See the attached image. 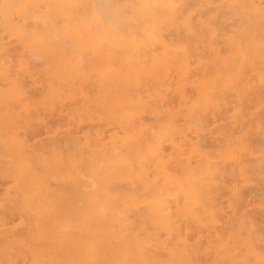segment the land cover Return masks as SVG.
<instances>
[{"label":"rangeland","instance_id":"obj_1","mask_svg":"<svg viewBox=\"0 0 264 264\" xmlns=\"http://www.w3.org/2000/svg\"><path fill=\"white\" fill-rule=\"evenodd\" d=\"M10 1L5 5L3 4V0H0V264H88L87 262L90 260L94 264H97V262L98 264H133V262H137L135 257H137L136 254L138 253H135L133 258H126L124 260L118 258L115 255L114 245H111L114 243L113 241H111V244L110 241L107 243L108 240L99 243L100 245L103 244L104 248H106L101 247L103 250H107L105 252L106 255L103 253L104 251H101L102 249L100 250V253L104 255L102 257L98 253L96 256L93 253L95 251L93 245L97 247V243L94 244V242H96V239L98 240V237H96L98 235H95V233H99V228L96 227L95 220L91 219L93 215L89 219V213L92 212L95 206L90 209L87 208L91 207L93 204L91 201L94 199H99V205L104 202H102L100 195L97 196V194L90 193L95 189L93 185L83 187L82 182H90L93 178L91 171L97 169L100 176L108 178L109 182L105 179L107 182L106 189H110V192L107 190V194H111L112 197H110L111 195L108 196L107 200L111 206L117 207L116 204L113 205L111 202V199L114 197L112 201L114 203L118 201L117 205L122 208L121 203L123 200L126 201L127 197L126 203L128 202V205L125 204L124 206V214L116 210H119L118 207L114 209L116 213H119V216L120 214L121 217L123 215L124 219L128 217L129 223L130 221L133 223H130L131 226H137L139 230L133 228L134 231L143 234L144 228L147 229L144 226V222L148 219L142 216L146 217L147 211V216L150 215L151 217L149 216L148 218L151 219L154 217L153 211L155 207L162 208L161 211L165 214L172 210L170 214H167L172 220L169 233H174L172 235H178L179 238L180 235L185 239L187 238V247L183 246L186 243H181L183 240H178L181 242H176L175 244L174 242L177 240L174 239L175 241H172L173 239H171V234L169 233V236L164 238L163 235L167 234H163L166 232V229H161L153 223H148V226L147 221L146 225L148 228L151 227L150 231L152 228L154 229L153 225L155 228H158V232L155 229L153 231L155 232L156 239L158 241L162 239L160 241L163 242L164 240L165 243V247H156L159 250H154L156 254L153 253L154 251H151L159 260L157 264H173L172 262L174 264H179V262L180 264H240L239 261L242 264H251L255 261V257L253 258V252L250 249H254V254L255 252L260 253L259 255L262 254L260 258L258 257V261L256 260V264H264V42L261 43L262 41L260 40L264 41V0H247L245 3L243 2L246 7L243 6V3L242 5L236 2L237 0H168L172 2L171 6L176 10L178 18L173 23L164 19L165 26L161 28V31L164 34V39L168 41V50L172 49L171 52H173V50L178 51L177 46L184 47L189 61L187 60V66H185L186 72L183 76L186 77L187 75V77L183 78V81H181L182 77L180 79L179 74H177L178 71L174 67H170V69L168 67V71L163 68L160 71L159 68L161 74L158 71L155 73L150 71L153 62H151L149 56L151 55V59L153 60L152 55L155 52H160L163 48H160L162 47L161 45H148L145 41L141 44L146 49H144L143 45L139 47V54L145 52V56L140 54L141 59L137 56V59H140L139 61L143 59L137 65L138 70L140 68L139 74L137 76L132 75L131 77L130 74H126L129 73L125 71L126 67L123 68V70L125 69L124 71L122 70L121 67L126 66V63L118 57L121 49L114 48L113 44L117 41L114 40L115 42L112 43L109 33H114L117 31L116 29L119 31L120 28L118 27L120 25L123 26V24L115 26L117 25L116 22H121L118 17L121 16V19L131 14L137 16L140 9L139 0H134L133 2L132 0ZM258 3L259 5L256 6ZM6 9L7 11H5ZM64 10H66L65 13H63ZM123 12H126V14ZM4 13L7 15L5 16ZM74 13H78L79 16L81 15L80 17L83 15L82 18L79 17L80 20L84 24L89 25V27L94 24L93 27L95 29L91 27L87 31V27L85 30L82 22L80 21L79 23V18ZM96 15L100 19L99 22L95 21L98 20L94 18ZM48 16L52 17L49 19ZM44 17L46 18L44 19ZM250 17L251 19H248ZM74 18L80 24V26H77L83 32L86 31V34L84 33L83 35L78 27L71 25L74 23ZM68 19L73 22H69L70 20L68 21ZM136 19L137 21L135 20L134 22H139V18ZM181 20H183V23L188 22L190 26L192 25L191 29L186 30L183 23L180 22ZM55 22H58V24ZM11 23L12 25H10ZM67 23L70 24L68 25ZM75 23L78 24L77 22ZM97 23H101V25H104L102 23H106L107 25H105L107 27L109 25L111 28H103L105 32L101 28L102 26L100 27ZM129 23H131L130 25H134L133 22ZM19 26H21V29ZM47 26L48 28L45 29ZM127 26L125 25V27ZM41 28L46 33L39 31ZM49 31L50 34H48ZM89 31H91V34ZM134 31H136V36L139 35L137 30ZM39 32L40 35L38 34ZM124 32V35H126L127 30ZM116 34L118 33L116 32ZM121 34L119 33V35ZM85 35L87 36L86 38ZM245 38H248L249 44ZM229 39L234 43L229 42ZM61 45H63L62 48L60 47ZM147 45L148 47H146ZM253 45L254 47L257 46L255 47L256 49ZM174 46L176 47L174 48ZM237 46L240 49L236 51L238 49L236 48ZM103 47H105L103 51H109L105 59L98 57L99 53H97V50ZM44 51H46L47 55ZM242 51L244 54L246 51V54H243L244 57L241 54ZM249 52L251 55H249ZM65 53L66 55H64ZM252 57L255 58L252 59ZM214 62L217 63L215 64ZM241 62L244 63L242 64ZM76 63L79 68L76 67ZM181 64L180 66L183 65ZM4 65L5 67H3ZM113 65L115 66L114 68L111 67ZM5 69L7 70L6 72ZM120 71L121 75L118 74L120 77L118 79L114 78L115 82L112 81V77ZM121 81L122 83H120ZM127 84L129 85L127 86ZM203 86L204 88H202ZM108 91H110V95H108ZM123 93L125 94L124 97L128 99L132 98L126 106L127 111L129 109L130 111L132 110V115L129 114V118L125 117V111H121L122 114L117 112V114L120 113L117 115L115 110H112L115 103H117L113 98L123 96ZM202 98L204 100L200 101ZM189 111L192 114H189ZM126 118L129 120L127 119L128 121H126ZM132 125L134 129H132ZM125 127L127 129L130 128L129 130L133 134L143 133V136L145 134L147 136V134L151 133L152 136H158L160 144L158 145L162 149L160 150V155L162 156L159 155L158 159L162 157L164 161L160 159V163H158L159 161L157 160L158 162H156V159H154L155 161L149 158L144 159V162L147 160V165L146 162L144 165L147 169H145V172L149 183L146 181L143 183L139 179L138 173L140 169L138 170L139 172H136L134 167L131 168L133 173L130 175L133 176L134 174L136 176L138 174L136 176L137 182L134 181L135 176H133L134 179L130 175L128 176L133 181L131 179H129L131 181L126 180L125 176L126 179L122 178L120 181L116 179L118 177L106 176L105 172H102L106 169L110 170L111 166L107 163L108 160L107 162L106 160L101 161L103 156L100 155L98 149L103 147V149L111 150L112 147L118 146L116 149L126 154V148H122L125 146L119 143L121 142L120 138L124 137L125 133L130 132L129 130L126 131ZM111 141L113 143L118 141L116 142L118 145H114L116 143L113 144ZM142 146H139V149ZM132 148L135 154L138 153L137 150L139 149H137L136 145ZM116 149L115 151L118 152ZM133 152L132 154L134 155ZM182 152H184L185 156H183ZM88 153L91 154L89 155ZM88 156L91 157L89 158ZM87 158L88 160L86 161ZM185 160L188 161L186 162ZM200 162L203 163L201 164ZM96 165L98 167H95ZM206 165L209 168L210 174L202 175ZM134 166L139 168L138 164ZM153 166H157L158 169ZM92 167L97 169H92ZM195 167L196 170L199 169L196 173L198 177L194 174L196 171H193ZM163 168H167L168 171L166 170V173L168 175L164 174L167 179L165 177L166 180L162 178V184L159 177L163 173ZM153 173L160 176L156 177ZM191 173L197 177L193 181V183L197 182L195 184L191 183V180H188V175ZM170 175H178L180 178L178 176L171 177ZM167 176L170 177L168 178ZM198 180L201 182H198ZM110 181L112 183L108 185ZM164 186V192H169L170 190L169 193L171 195H169L171 197L166 196L167 193L166 195H162L164 194ZM172 186L173 189L171 188ZM112 187L114 193L111 190ZM135 188L140 189L136 192L134 191ZM176 189H179L177 190L179 192ZM130 190L133 194H138L139 192L138 195L140 197L136 194L137 198L143 199L144 197L145 201L143 202L149 204V208L148 205L145 207L146 203L144 204L141 200H138L139 203L141 202L140 204L137 203V199L135 198L136 200H134L133 194L128 198L126 194L129 195ZM143 190L146 191L144 192ZM158 190H161L160 192L162 193L160 194ZM184 190L186 192L189 190V193H185ZM183 191L185 199H183ZM84 194H88L92 198ZM118 194L119 196H117ZM79 195L80 197L85 196L82 199L83 201L79 198ZM196 195L198 197L194 199ZM156 198L157 200H155ZM163 199L164 201H159ZM87 200L91 202V205L89 204L90 206L88 205V207L83 204ZM133 200L136 202V206L132 204L134 203ZM184 200L185 202L187 201V204L190 200H192L190 202H194L192 203V205L194 204L193 206L189 203V207H193L191 208L192 215L190 211H187L189 208H186L187 204L184 207L178 203L176 204L179 201H181V204H184ZM197 200L198 202L200 200V206L196 205L198 204ZM125 201L123 202L125 203ZM154 202L155 204H153ZM201 202L203 205H201ZM203 207L205 208L204 211L202 210ZM145 208H148V210ZM82 209L86 210V212L82 211ZM168 209L170 210L167 212ZM205 212H209V216H213L212 222L211 217L207 216L208 214ZM132 217H134L133 219L136 222L132 220ZM141 218L142 220L140 221ZM88 220H90V224L94 225L95 228L89 225ZM86 221L88 222L86 223ZM139 221L142 224H138L137 222ZM150 222H152V219ZM80 223L81 225H79ZM138 225L143 227L139 228ZM173 228L174 231L172 232ZM129 229L132 228L128 227L126 230ZM147 231L148 233L150 232L149 229ZM153 232L151 231L150 233L153 234ZM128 233L129 231L125 232L124 239H127ZM158 233L163 234L161 235L162 237L160 234L157 235ZM166 238H170V240ZM241 239H243V246H249L250 253H252V255L249 253L251 257L247 253L249 250L246 251L247 247H242V243H240ZM169 242H173V245L175 244L174 247H177L176 252H174L175 249L171 247L173 245ZM221 242L223 245L219 244ZM87 243L91 245V248H89L90 246ZM177 243L184 250L186 249V252H189L188 257L184 256L186 253L182 252L183 255L180 254L183 248L179 247L181 250L178 249L179 245ZM83 244L85 245L83 246ZM107 245H111L109 248H112V250L114 248V251H109ZM221 245L223 249H221L222 247H217ZM150 249L153 250L154 248L150 247ZM168 249H170V252ZM171 249L177 255L176 259L178 262H175V257H172L174 261H170L168 255L172 252ZM160 251H164V253ZM222 251L227 252L228 256L225 253L222 254ZM173 252L171 256L174 255ZM85 254H88V257ZM215 255L216 257L218 255V257L216 258ZM105 256L108 257V259L106 257L107 260H104ZM146 256L148 257L146 258L147 261L150 256L145 255L143 258L145 259ZM240 256L241 258L238 259L237 257ZM183 257L187 258L188 262ZM210 257L212 258L210 259ZM143 258L141 259L143 260ZM102 259L105 263H102ZM247 259L250 260L248 261ZM146 261L144 264H147ZM150 262L152 263V261ZM137 263L141 264L142 262L138 261Z\"/></svg>","mask_w":264,"mask_h":264},{"label":"bare ground","instance_id":"obj_2","mask_svg":"<svg viewBox=\"0 0 264 264\" xmlns=\"http://www.w3.org/2000/svg\"><path fill=\"white\" fill-rule=\"evenodd\" d=\"M10 0H3V4H5V5H7V3L9 2ZM41 1V0H40ZM45 1V0H44ZM48 1V0H47ZM72 1V0H71ZM82 1V0H81ZM102 1V0H101ZM134 0H132V2H133ZM170 1V0H169ZM168 0H139V10H138V14H137V16H135V14L133 15V14H131V15H128V16H124V17H122L121 19H120V17H118L119 18V21H121V22H126L125 23V25H128L127 27H125V25H124V23H121V22H116V24L117 25H115L116 27L117 26H119L120 24H123V26L122 25H120V27H118V28H120L119 29V31H118V29H116L117 31H115L113 34L112 33H109V35H111L110 36V40H111V42L113 43V42H115L114 40H116L117 42H115L114 44H113V46H114V48L116 47V48H118V49H121V53L118 55V57L119 58H121L125 63H126V66H122L121 68H122V70H123V68L124 67H126V72H129V73H126V74H130L131 75V77H132V75H134V76H137L139 73V71H140V68H139V70H138V68H137V65H138V62H141V61H139L141 58H140V54L142 55H144L145 56V52H143V53H140L139 54V47H140V45H141V47H142V45L143 44H141L142 42H144L145 41V43H147L148 45H153V44H155L154 46H156V45H161L162 47H160V48H163V49H161V51L160 52H155V54L153 53L154 52V50L152 49V48H150V49H152L153 50V54L154 55H152V58H153V60L151 59V55L149 56L150 57V60H151V62H153V64H152V67L150 68V71L152 72V73H155L156 71H158L159 72V68H160V71H161V69L163 68V69H165L166 71H168V67H169V69H170V67H174L175 68V70H177L176 72H177V74H179V76H180V79H181V77H182V80L181 81H183V78H186L187 77V75H186V77H183L184 75H185V72H186V69H185V66H187L186 65V63H187V60L189 61V59H187L188 57L186 56V54H185V50H184V47H182V46H177V49H178V51L176 50H173V52H171V50H168L167 49V47H168V41H166L165 39H164V34L162 33V31H161V28H163V26H165L164 25V19H166V20H169V21H171V23H173V22H175V20H176V18H178L177 17V13H176V10L171 6L172 5V2H169ZM172 1V0H171ZM236 1V0H235ZM247 0H240V1H236V2H238L239 4H242L243 2L245 3ZM249 1V0H248ZM11 2V1H10ZM13 2H14V0H13ZM42 2V1H41ZM46 2V1H45ZM59 2V1H58ZM254 2V1H253ZM16 3V2H15ZM15 3H14V5H15ZM38 3H39V1H38ZM64 3H65V1H64ZM231 3V2H230ZM229 3V4H230ZM243 3V4H244ZM251 3H252V1H251ZM250 3V4H251ZM11 4V3H10ZM48 5H50L49 3H47ZM46 4V5H47ZM83 4V3H82ZM89 4V3H88ZM87 4V5H88ZM134 4V3H133ZM137 4V5H138ZM197 4V3H196ZM242 4V5H243ZM247 4H249V3H247ZM246 4V5H247ZM255 4V3H254ZM253 4V5H254ZM13 5V4H12ZM13 5V6H14ZM126 5V4H125ZM259 5V3L256 5V6H258ZM11 6V5H10ZM45 6V5H44ZM51 6V5H50ZM96 6V5H95ZM136 6V5H135ZM244 7H246L245 6V4L243 5ZM3 7H5V6H3ZM126 7H127V5H126ZM243 7V8H244ZM250 7H251V5H250ZM22 8V7H21ZM58 8V7H57ZM96 8V7H95ZM256 8V7H255ZM254 8V9H255ZM264 8V7H263ZM4 9V8H3ZM23 9V8H22ZM93 9V8H92ZM123 9H125V8H123ZM128 9V8H127ZM258 9H259V7H258ZM12 10V9H11ZM19 10V9H18ZM46 10H48L47 8H46ZM122 10V9H121ZM132 10V9H131ZM228 10V9H227ZM242 10V9H241ZM5 11H7V9L5 10ZM31 11H33V10H31ZM49 11V10H48ZM51 11V10H50ZM65 11L66 10H64L63 11V13H65ZM76 11V10H75ZM249 11H251V10H249ZM16 12V11H15ZM44 12V11H43ZM59 12H61V11H59ZM69 12V11H68ZM117 12V11H116ZM221 12V11H220ZM247 12V11H246ZM7 13V12H6ZM13 13V12H12ZM31 13V12H30ZM42 13V12H41ZM72 13V12H71ZM91 13H93V12H91ZM124 13V12H123ZM127 13H128V10H127ZM5 14V13H4ZM47 14H48V12H47ZM50 14V13H49ZM61 14V13H60ZM66 14H68L67 12H66ZM73 14V13H72ZM75 14V13H74ZM76 14H78V13H76ZM75 14V16L77 17V18H79L80 16H79V14L78 15H76ZM81 14V13H80ZM88 14H90V13H88ZM117 14V13H116ZM121 14V13H120ZM124 14H126V12L124 13ZM7 14H5V16H6ZM11 15V14H10ZM50 15H52V14H50ZM70 15V14H69ZM115 15V14H114ZM122 15V14H121ZM242 15H243V13H242ZM257 15V14H256ZM256 15H254V16H256ZM20 16V15H19ZM19 16H18V18H19ZM32 16V15H31ZM46 16V15H45ZM56 16V15H55ZM116 16V15H115ZM196 16V15H195ZM245 16V15H244ZM49 17V16H48ZM52 16H50L49 17V19L51 18ZM54 17V16H53ZM73 17H74V15H73ZM75 17V18H76ZM82 17H83V15H82ZM82 17H80V18H82ZM86 17H87V15H86ZM91 17V16H90ZM98 17V15H96V17H94V18H97ZM42 18V17H41ZM46 17H44V19H45ZM75 18H74V23L75 22H77L78 23V21H79V23H80V18H79V20L78 21H76L75 20ZM123 18H124V20H123ZM136 18H139V22H134L135 20L137 21V19ZM256 18V17H255ZM22 19V18H21ZM55 19V18H54ZM53 19V20H54ZM98 19V18H97ZM216 19H217V17H216ZM248 19H251V17L250 18H248ZM41 20H43V19H41ZM70 19H68V21H69ZM84 20H85V17H84ZM87 20H88V18H87ZM93 20V19H92ZM91 20V21H92ZM99 20L100 19H98V20H95L96 22L98 21L99 22ZM116 21H118L117 19H115ZM123 20V21H122ZM243 20H244V18H243ZM246 20V19H245ZM18 21V20H17ZM61 21V20H60ZM73 21H69V22H73ZM86 21V20H85ZM89 21V20H88ZM102 21V20H101ZM251 21V20H250ZM49 22V21H48ZM82 22V24H83V27L85 28V30H86V28H87V31L88 30H90L89 28H91V27H93V25L91 26V27H89V25H87V24H84L83 23V21H81ZM103 22H105L104 20H103ZM129 22H133L134 23V25H130L131 23H129ZM181 23H183V20H181L180 21ZM249 22V21H248ZM260 22V21H259ZM259 22H258V24H259ZM43 23H45V22H43ZM52 23V22H51ZM55 23H57L58 24V22H55ZM61 23V22H60ZM66 23V22H65ZM65 23H63V24H65ZM74 23H72L71 25H73V26H75V27H78V26H80V24L78 23V24H74ZM89 23V22H88ZM92 23H93V21H92ZM129 23V24H128ZM214 23H215V21H214ZM8 24V23H7ZM47 24V23H46ZM45 24V25H46ZM53 24V23H52ZM68 24V23H67ZM66 24V26L68 27V25L70 24H68L67 25ZM81 24V25H82ZM98 25H100V27L103 29V28H106L107 26V24L106 23H102V24H106L105 25V27H104V25H101V23L99 24V23H97ZM109 24V23H108ZM177 24V23H176ZM240 24H243V23H240ZM10 25H12V23L10 24ZM42 25V24H41ZM49 25V24H48ZM78 25V26H77ZM65 26V25H64ZM113 26V25H112ZM183 26L186 28V30H190L191 29V26H190V24L188 23V22H184L183 23ZM239 26V25H238ZM243 26V25H242ZM251 26V25H250ZM258 26V25H257ZM20 27V29H21V26H19ZM18 27V28H19ZM23 27V26H22ZM58 27H59V25H58ZM60 27H61V25H60ZM66 27V28H67ZM110 26L108 25V27H107V29L109 28ZM114 27V26H113ZM112 27V28H113ZM135 27V28H134ZM248 27V26H247ZM253 27V26H252ZM46 28H48V26L47 27H45V29ZM54 28V27H53ZM79 28V27H78ZM94 28V27H93ZM111 28V27H110ZM123 28V29H122ZM127 28V29H126ZM133 28V29H132ZM241 28V27H240ZM256 28V27H255ZM258 28V27H257ZM6 29V28H5ZM16 29H17V27H16ZM42 29V28H41ZM39 30V31H44L45 33H46V31L44 30V29H42V30ZM57 29V28H56ZM69 29V28H68ZM77 29V28H76ZM95 29V28H94ZM114 29H115V27H114ZM127 30V32H126V35H124V31L125 30ZM210 29V28H209ZM249 29V28H248ZM11 30V29H10ZM27 30V29H26ZM60 30V29H59ZM78 30V29H77ZM76 30V31H77ZM81 29L79 28V31H80ZM84 30V29H83ZM104 30V29H103ZM134 30H137V32H138V34L140 35H137L136 36V31H134ZM23 31V30H22ZM33 31V30H32ZM50 31H51V29H50ZM50 31H49V33L48 34H50ZM53 31H54V29H53ZM58 31V30H57ZM66 31H67V29H66ZM79 31H77V32H79ZM82 31V30H81ZM93 32H94V30H92ZM105 31V30H104ZM108 31V30H107ZM123 31V32H122ZM212 31V30H211ZM255 31V30H254ZM24 32H26V31H24ZM29 32V31H28ZM86 32V31H85ZM85 32H81L83 35H84V33ZM106 32V31H105ZM109 32V31H108ZM116 32L118 33V34H116ZM121 32H122V34H123V36H121L122 34H121ZM253 32V31H252ZM257 32V31H256ZM22 34H23V32H21ZM41 33H43V32H41ZM55 33V32H54ZM67 33V32H66ZM80 33V32H79ZM89 33L91 34V31H89ZM119 33L121 34V35H119ZM166 33V32H165ZM213 33V32H212ZM18 34V33H17ZM16 34V35H17ZM22 34H20V35H22ZM29 34V33H28ZM39 35H40V32L38 33ZM44 34V33H43ZM42 34V35H43ZM61 34V33H60ZM71 34V33H70ZM86 34V33H85ZM89 34V35H90ZM30 35H31V33H30ZM52 36H55L54 34H51ZM69 35V34H68ZM79 35H81V34H79ZM105 35H107V34H105ZM166 35V34H165ZM239 35H240V33H239ZM260 35V34H259ZM263 35V34H262ZM33 36V35H32ZM74 36V35H73ZM93 36H95L94 34H93ZM104 36V35H103ZM108 36V35H107ZM241 36V35H240ZM264 36V35H263ZM24 37H26V36H24ZM23 37V38H24ZM28 37V36H27ZM42 37V36H41ZM87 36L85 35V38H86ZM90 37H92L91 35H90ZM138 37V38H137ZM32 38V37H31ZM88 38H89V36H88ZM101 38V37H100ZM109 38V37H108ZM236 38V37H235ZM56 39V38H55ZM244 39V38H243ZM246 40L248 39V38H245ZM250 39V38H249ZM260 39V38H259ZM264 39V38H263ZM44 40V39H43ZM54 40V39H53ZM88 40V39H87ZM90 40H92L91 38H90ZM226 40V39H225ZM231 39H229V42H233V41H230ZM237 40V39H236ZM246 40H245V42H246ZM262 42L261 43H263L264 41L262 40V39H260ZM56 41V40H55ZM89 41V40H88ZM104 41V40H103ZM85 42V41H84ZM243 42V41H242ZM241 42V43H242ZM254 42V41H253ZM108 43V42H107ZM234 43V42H233ZM247 43H248V40H247ZM250 43V42H249ZM248 43V44H249ZM260 43V44H261ZM44 44V43H43ZM42 44V45H43ZM58 44H60V43H58ZM99 44V43H98ZM199 44V43H198ZM57 45V44H56ZM146 45V44H145ZM148 45L146 46V47H148ZM231 45V44H230ZM232 45H234V44H232ZM239 45H240V43H239ZM58 46V45H57ZM62 46L63 45H61L60 47L62 48ZM107 46H108V44H107ZM118 46V47H117ZM170 46V45H169ZM171 46H173V45H171ZM263 46H264V44H263ZM47 47V46H46ZM59 47V48H60ZM101 47V46H100ZM143 47H144V45H143ZM151 47V46H150ZM158 47V46H157ZM176 46H174V48H175ZM235 47V46H234ZM250 47V46H249ZM253 47H254V45H253ZM255 47H257V46H255ZM254 47V48H255ZM89 48V47H88ZM87 48V49H88ZM109 48V47H108ZM170 48H173V47H170ZM173 48V49H174ZM183 48V49H182ZM236 48H238V49H236V51L237 50H239L240 48L237 46ZM47 49V48H46ZM65 49V48H64ZM74 49V48H73ZM77 49H79V48H77ZM82 49V48H81ZM83 49H85V48H83ZM103 49H105V47H103L102 49L100 48L99 50H97V53H99V56L98 57H100V58H102L103 57V59H105V57H107L108 56V52L109 51H103ZM112 49V48H111ZM144 49H146L145 47H144ZM156 49V48H155ZM256 49V48H255ZM61 50V49H60ZM245 50H247V49H245ZM248 50H249V48H248ZM247 50V51H248ZM34 51V50H33ZM63 51H65V50H63ZM151 51V50H150ZM45 53H46V51H44ZM138 52V53H137ZM256 53H257V51H255ZM35 53V52H34ZM44 53V54H45ZM61 53V52H60ZM62 53H64V52H62ZM135 53H137V54H139V55H137V54H135ZM238 53V52H237ZM239 53H240V51H239ZM238 53V54H239ZM112 54H114V53H112ZM194 54V53H193ZM218 54V53H217ZM226 54H227V52H226ZM242 56H243V51H242ZM240 54V55H241ZM245 54H246V51H245ZM244 54V55H245ZM248 54V53H247ZM46 55H47V53H46ZM64 55H66V53L64 54ZM133 55H135V56H133ZM142 55V56H143ZM192 55V54H191ZM249 55H251L250 54V52H249ZM256 55H258V54H256ZM52 56V55H51ZM137 56H139L138 58H140L139 60L137 59ZM199 56V55H198ZM197 56V57H198ZM226 56V55H225ZM224 56V57H225ZM230 56V55H229ZM248 56V55H247ZM41 57V56H40ZM47 57V56H46ZM149 57H148V60H149ZM219 57V56H218ZM239 57V56H238ZM244 57V56H243ZM258 57V56H257ZM143 58V57H142ZM221 58V57H220ZM246 58V57H245ZM244 58V59H245ZM253 58H255V57H252V59ZM117 59V58H116ZM252 59H250V60H252ZM69 60H70V58H69ZM93 60H94V58H93ZM118 60V59H117ZM225 60H226V57H225ZM230 60V59H229ZM238 60V59H237ZM256 60V59H255ZM259 60V59H258ZM65 61V60H64ZM91 61V60H90ZM104 61V60H103ZM201 61V60H200ZM241 61V60H240ZM254 61V60H253ZM257 61V60H256ZM260 61V60H259ZM192 62V61H191ZM221 62V61H220ZM226 62V61H225ZM91 63V62H90ZM93 63V62H92ZM180 63H182L181 65L182 66H180ZM215 63V62H214ZM217 63V62H216ZM215 63V64H216ZM227 63V62H226ZM230 63V62H229ZM239 63V62H238ZM242 63V62H241ZM244 63V62H243ZM242 63V64H243ZM260 63H261V61H260ZM263 63V62H262ZM58 64V63H57ZM56 64V65H57ZM98 64V63H97ZM112 64V63H111ZM191 64V63H190ZM210 64V63H209ZM225 64V63H224ZM228 64V63H227ZM256 64V63H255ZM258 64V63H257ZM3 65V64H2ZM70 65H72L71 63H70ZM93 65V64H92ZM95 65V64H94ZM124 65V64H123ZM147 65V64H146ZM205 65V64H204ZM241 65V64H240ZM184 66V67H183ZM221 66H222V64H221ZM256 66V65H255ZM1 67V66H0ZM3 67H5V65L3 66ZM2 67V68H3ZM76 67H78L77 66V63H76ZM111 67H115L114 65L113 66H111ZM199 67V66H198ZM206 67V66H205ZM219 67V66H218ZM260 67V66H259ZM79 68V67H78ZM98 68V67H97ZM107 68V67H106ZM200 68V67H199ZM220 68V67H219ZM225 68V67H224ZM224 68H223V71H224ZM262 68V67H261ZM52 69V68H51ZM76 69V68H75ZM99 69H100V67H99ZM120 69V68H119ZM206 69V68H205ZM209 69V68H208ZM242 69V68H241ZM9 70V69H8ZM62 70V69H61ZM88 70V69H87ZM97 70V69H96ZM111 70H113L112 68H111ZM121 70V69H120ZM123 70V71H124ZM172 70H173V68H172ZM171 70V71H172ZM2 71V70H1ZM7 70L5 69V72H6ZM76 71V70H75ZM82 71V70H81ZM115 71V70H114ZM164 71V70H163ZM203 71V70H202ZM217 71H218V68H217ZM241 71V70H240ZM4 72V71H3ZM10 72V71H9ZM97 72V71H96ZM98 72H100V71H98ZM157 72V73H158ZM214 72V71H213ZM216 72V71H215ZM160 73V72H159ZM206 73H207V71H206ZM8 74V73H7ZM55 74V73H54ZM107 74V73H106ZM112 74H113V72H112ZM118 74H120L121 75V71L119 72V73H117V75H115L114 77H112L113 79H112V81H116V80H114V78L115 79H118L119 77H120V75H118ZM161 74V73H160ZM164 74V73H163ZM170 74V73H169ZM168 74V75H169ZM205 74V73H204ZM209 74V73H208ZM83 75V74H82ZM101 75V74H100ZM130 75H128V76H130ZM159 75V74H158ZM220 75V74H219ZM222 75V74H221ZM99 76V75H98ZM2 77V76H1ZM49 77V76H48ZM174 77V76H173ZM178 77V76H177ZM4 78V77H3ZM6 78V77H5ZM1 79V78H0ZM7 79V78H6ZM65 79V78H64ZM78 79V78H77ZM128 79V78H127ZM163 79V78H162ZM261 79V78H260ZM259 79V80H260ZM4 80V79H3ZM58 80H60V79H58ZM72 80V79H71ZM121 80V79H120ZM129 80V79H128ZM164 80V79H163ZM62 81H63V79H62ZM110 81V80H109ZM123 81V80H122ZM122 81L120 82V83H122ZM159 81V80H158ZM172 81V80H171ZM180 81V80H179ZM189 81V80H188ZM203 81V80H202ZM205 81V80H204ZM240 81V80H239ZM100 82V81H99ZM118 83H119V81H117ZM116 82V83H117ZM207 82V81H206ZM216 82V81H215ZM65 83V82H64ZM67 83V82H66ZM113 83V82H112ZM115 83V84H116ZM129 83V82H128ZM200 83V82H199ZM231 83H232V81H231ZM52 84V83H51ZM179 84V83H178ZM2 85V84H1ZM13 85V84H12ZM53 85V84H52ZM122 85V84H121ZM129 84H127V86H128ZM158 85V84H157ZM160 85V84H159ZM162 85V84H161ZM168 85V84H167ZM219 85V84H218ZM264 85V84H263ZM54 86V85H53ZM173 86V85H172ZM228 86V85H227ZM62 87V86H61ZM49 88V87H48ZM155 88V87H154ZM202 88H204V86L202 87ZM63 89V88H62ZM130 89V88H129ZM182 89V88H181ZM180 89V90H181ZM230 89V88H229ZM179 90V91H180ZM211 90V89H210ZM62 91H64V90H62ZM117 91H118V89H117ZM178 91V90H177ZM65 92V91H64ZM72 92V91H71ZM110 91H108V95H110V93H109ZM203 92V91H202ZM207 92V91H206ZM116 93V92H115ZM118 93H120V92H118ZM117 93V94H118ZM130 93V92H129ZM212 93V92H211ZM112 94V93H111ZM116 94V95H117ZM115 95V94H114ZM119 95V94H118ZM124 93H123V96H119V97H115V98H113L114 100H116V102L117 103H115V101L113 100V102L115 103V106L113 107V111L115 110V112H116V114H117V112H120L121 113V111H125V114H126V116L125 117H130V115L129 114H131L132 113V110L130 111V109H129V111H127L128 109H126V106H127V103H129V101H131V99L129 98H126V97H124ZM130 95H132V94H130ZM134 95V94H133ZM132 95V96H133ZM181 95V94H180ZM71 96H72V94H71ZM112 96V95H111ZM129 96V95H128ZM127 96V97H128ZM198 96V95H197ZM206 96V95H205ZM105 97V96H104ZM114 97V96H113ZM200 97V96H199ZM206 97H209V96H206ZM111 98V97H110ZM109 98V99H110ZM134 98V97H133ZM212 98V97H211ZM211 98H209V99H211ZM158 99V98H157ZM103 100V99H102ZM202 100H204L203 98L200 100V101H202ZM219 100V99H218ZM133 102H135L134 100H132ZM209 101V100H208ZM110 102V101H109ZM132 102V103H133ZM160 102V101H159ZM162 102H164V101H162ZM185 102V101H184ZM199 102V101H198ZM215 102V101H214ZM88 103V102H87ZM114 103H112L113 105H114ZM161 103V102H160ZM178 103V102H177ZM111 104V103H110ZM197 104V103H196ZM200 104V103H199ZM211 104H212V102H211ZM216 104V103H215ZM130 105H132L131 103H130ZM156 105V104H155ZM154 105V106H155ZM159 105V104H158ZM160 105H162V104H160ZM214 105V104H213ZM89 106V105H88ZM92 106V105H91ZM157 106V105H156ZM155 106V107H156ZM175 106V105H174ZM129 107V106H128ZM162 107V106H161ZM180 107V106H179ZM117 110H116V109ZM130 108H131V106H130ZM145 108V107H144ZM158 108V107H157ZM118 109H119V111H118ZM132 109V108H131ZM161 109V108H160ZM130 112V113H129ZM80 113V112H79ZM120 113H118V114H120ZM191 112L189 111V114H190ZM117 114V115H118ZM122 114V113H121ZM192 114V113H191ZM132 115V114H131ZM109 116V115H108ZM180 116V115H179ZM123 117H124V115H123ZM124 117V118H125ZM119 118V117H118ZM128 118H126V121H128L129 119ZM128 119V120H127ZM187 119V118H186ZM192 119V118H191ZM133 120V119H132ZM169 121H170V119H169ZM187 121V120H186ZM120 122V121H119ZM136 124V123H135ZM176 124V123H175ZM191 124V123H190ZM121 125V124H120ZM123 126V125H122ZM171 126V125H170ZM132 127H133V125H132ZM172 127V126H171ZM126 128V127H125ZM129 128V127H128ZM157 128V127H156ZM130 129V128H129ZM129 129H127L126 128V131H128ZM132 129H134V127L132 128ZM139 129V128H138ZM144 129V128H143ZM141 131H142V129H140ZM174 130V129H173ZM172 130V131H173ZM176 130V129H175ZM130 131V130H129ZM145 131V130H144ZM152 131V130H151ZM177 131V130H176ZM116 132V131H115ZM178 132V131H177ZM172 133V132H171ZM143 133H139V134H137V133H132V131H130V132H128V133H125V135H123L124 137H122V138H120V140H121V142H119V143H121L123 146H125V147H122V148H126V151L125 150H122V151H125L126 152V154H123V152H119V150H117L116 149V147H118V146H114V145H118V143H116V142H118V141H116V142H114V143H116V144H114L113 143V141H111L114 145V147H112L111 148V150H107L106 148H104L103 149V147L101 148V149H98V151H99V153H100V155L101 156H103V159H101V161L103 160H106V162H107V160H108V164H109V166H111L110 167V170H105V171H102V172H105V174H106V176H111V177H118V178H116V179H126V180H128V181H133V179H134V177L133 176H135L134 174H133V176H131L132 175V171H131V168L132 167H134V170H136V172H139L138 170L140 169V172L138 173L139 174V179L143 182V183H145V181L146 182H148L149 181V179H148V177H147V174H146V172H145V169H146V166L144 165V163L146 162V165H147V160H145V162H144V159H146V158H149L150 160H154V159H156V162H158L160 159L162 160V157H160L159 159H158V157H159V155H160V153H161V151L160 150H162V149H160V147H159V142H158V136H152L151 135V133H149V134H147V136H143L142 135ZM153 134V133H152ZM174 134V133H173ZM118 135V134H117ZM178 135V134H177ZM161 137V136H160ZM165 139V138H164ZM160 140V139H159ZM161 140H162V138H161ZM173 141H174V139H173ZM161 143V142H160ZM143 146H142V145ZM159 144V145H158ZM164 144V143H163ZM175 144V143H174ZM85 145V144H84ZM88 145H90V144H88ZM103 145V144H102ZM136 145V147H137V149H139V146H142V147H140V149H141V151H140V149L139 150H137L138 151V153H134L133 152V146H135ZM101 146V145H100ZM179 146V145H178ZM28 147V146H27ZM174 147V146H173ZM87 148V147H86ZM142 148H143V150H142ZM109 149V148H108ZM115 149L118 151V152H116L115 151ZM131 149H132V151H131ZM177 149V148H176ZM224 149V148H223ZM84 150V149H83ZM88 151H90L89 149H88ZM176 151V150H175ZM195 151V150H194ZM199 151V150H198ZM12 152V151H11ZM124 152V153H125ZM132 152L134 153V155L132 154ZM141 152V153H140ZM78 153V152H77ZM184 152H182V154H183ZM197 153V152H196ZM89 155L91 154V153H88ZM174 154H176V155H178L177 153H174ZM164 155H165V153H164ZM231 155V154H230ZM14 156V155H13ZM160 156H162V155H160ZM183 156H185V154H183ZM197 156H198V154H197ZM225 156V155H224ZM85 157V156H84ZM89 158L91 157V156H88ZM127 157V158H126ZM128 157H130L129 159H128ZM180 157H181V154H180ZM197 158V157H196ZM82 160V159H81ZM88 160V158L86 159V161ZM96 160V159H95ZM99 160V159H98ZM158 160V161H157ZM204 160V159H203ZM155 161V160H154ZM162 161H164V160H162ZM186 161V160H185ZM188 161V160H187ZM186 161V162H187ZM98 162V161H97ZM156 162H153V163H156ZM39 163V162H38ZM158 163H160V161L158 162ZM157 163V164H158ZM201 163V162H200ZM199 163V164H200ZM203 163V162H202ZM201 163V164H202ZM208 163V162H207ZM235 163V162H234ZM83 164V163H82ZM135 164H138V166H139V168H137V166H134ZM186 164V163H185ZM200 164V165H201ZM205 164V163H204ZM241 164V163H240ZM159 165V164H158ZM157 165V166H158ZM194 165V164H193ZM197 165V164H196ZM210 165H211V163H210ZM73 166V165H72ZM87 166V165H86ZM89 166V165H88ZM92 166V165H91ZM90 166V167H91ZM145 166V167H144ZM149 166V165H148ZM157 166H155L156 167V169H158L157 168ZM172 166V165H171ZM195 166V165H194ZM212 166V165H211ZM240 166V165H239ZM95 167H98V165H96ZM150 167V166H149ZM154 167V166H153ZM154 167V168H155ZM237 167V166H236ZM70 168V167H69ZM102 168H104V167H102ZM107 168V167H106ZM136 168V169H135ZM148 168V167H147ZM168 168V167H167ZM167 168L165 169V168H163V170H162V174H161V176H163V177H161L160 175V177L158 176V175H156V174H154V175H156V177H159L160 179H161V183L163 184V180H162V178L164 179V180H166L167 178L165 177L166 175H164V174H167L166 173V170H167ZM193 168V167H192ZM199 168H200V166H199ZM238 168V167H237ZM14 169V168H13ZM62 169V168H61ZM92 169H97V168H93L92 167ZM150 169V168H149ZM176 169H177V167H176ZM194 169V168H193ZM192 169V170H193ZM39 170V169H38ZM73 170V169H72ZM98 170V169H97ZM97 170H93V171H91L92 172V174H93V178L91 179V181L90 182H82V185H83V187H85V186H94L95 187V189L93 190V191H91L90 193H93V194H97V196L98 195H100L101 197H102V202H106L105 204H106V206H105V204H104V206H102L103 204H101V205H99L98 203H100L98 200H96V199H94V200H92L91 202L93 203L92 205H91V202H89V200H87V202H89L88 204H85V203H87V202H84L83 204H84V206L86 205L87 207H88V205L90 204L91 205V207H88L87 209H90V208H92V207H94L95 206V208H93V210H92V212H90L89 213V219H90V217H91V215H93V218L91 217V219L93 220H95V223H94V221H93V223L95 224V225H97L96 227L97 228H99V233H95V235L97 234L98 236H96V237H98V240L96 239V242H94V244H96L97 243V247L96 246H94L93 245V247H94V254H95V256L97 255V253H98V255L100 256V257H102V253H100V250L101 251H104L103 253L106 255V253L105 252H107V250H103V248H104V246H103V244H99V243H102V242H105V241H107V243L110 241V244L112 243L111 241H113L114 243L113 244H111L113 247H115V251H116V256H118V258H120L121 260L123 259H126V258H133V256H134V254L135 253H138V254H136L137 255V257H135L136 258V261L138 262V261H140V262H142L141 264H144V262L146 261V258H148L147 256L145 257V259L143 258V256H145V255H148V256H150L151 254H152V252L151 251H154V250H156L158 247H165V243H164V240H163V242L162 241H160V240H162V239H159V241L156 239V237H155V232H153L154 231V229H155V231L158 229V228H155V226L153 225V227H154V229L152 230L151 229V231L153 232V234L152 233H150L151 231H150V228L151 227H149L148 228V226H149V224L148 223H150V224H155L157 227H159V228H161V229H166V232L165 233H163V231H161V233H163V234H168L169 232H170V227H171V224H172V220H171V218L167 215L168 213L170 214V212L172 211H170V212H168L170 209H168L167 210V214H165V213H163L162 211H161V209L160 208H157V207H155V210L153 211V214H154V217L153 218H151L152 219V222H150V218H148L149 216H147L148 215V211H147V214H146V217L144 216V215H142L144 218H147L148 220H146V219H144V220H146L145 222H144V220H143V222L145 223V225L144 226H146L147 227V229L146 228H144L145 229V231H147L148 229H149V233H148V231L145 233V231H144V233L143 234H140L138 231H134V229L133 228H137V226H131L130 225V223H132L131 221H130V223H129V221H128V217L126 218V219H124L123 218V215H122V217H121V214L123 213H125V208H124V206H125V204L126 205H128V202L126 203V201H127V197H126V195L128 196V198H129V196H131V194H133V193H131V190H130V194L128 195V194H126L125 195V197H126V201L125 200H123V201H125V203L122 201V208L121 207H119V205H117L118 203V201L116 202V203H114V201H112L113 200V198L111 199V202H112V204L114 205V204H116V206L119 208V210L118 209H116L115 207H113V206H111V204H110V202L107 200L108 199V196H110V195H108L107 194V190L108 189H106V185H107V182H109L108 181V178L106 177H103V176H100L99 175V172L97 171ZM147 170V169H146ZM153 170V169H152ZM198 170L199 169H197L196 170V167H195V170H193L195 173V175H196V173L198 172ZM204 171L202 172V175H208V174H210L209 173V168H208V166L206 165L205 167H204V169H203ZM211 170V169H210ZM236 170V169H235ZM14 171V170H13ZM78 171V170H77ZM98 173H97V172ZM108 171V172H107ZM160 171V170H159ZM168 171V170H167ZM192 171V172H193ZM237 171V170H236ZM239 171V170H238ZM101 172V173H102ZM153 172V171H152ZM178 172V171H177ZM183 172V171H182ZM235 172V171H234ZM82 173V172H81ZM88 173V172H87ZM100 173V174H101ZM179 173V172H178ZM85 174V173H84ZM131 174V175H130ZM138 174H136V176L138 175ZM149 174H150V172H149ZM177 174V173H176ZM201 174V173H200ZM236 174H237V172H236ZM79 175V174H78ZM91 175V174H90ZM131 176V178H133V179H131V178H129L128 176ZM168 175V174H167ZM180 175V174H179ZM25 176V175H24ZM44 176V175H43ZM77 176V175H76ZM126 178H125V177ZM136 176H135V179H134V181L135 182H137L136 181ZM149 176V175H148ZM152 176V175H151ZM171 176V175H170ZM170 176H167L168 178L170 177ZM178 175H172L171 177H177ZM197 176V175H196ZM196 176H193V173H191V174H189L188 175V180L190 181H192L191 183H193V181H195V179L198 177H196ZM154 177V176H153ZM156 177H154L155 179H156ZM166 179H165V178ZM182 177V176H181ZM196 177V178H195ZM205 177V176H204ZM43 178V177H42ZM80 178V177H79ZM159 178H158V180H159ZM178 178H180L179 176H178ZM47 179V178H46ZM107 180V182H106V180ZM129 179H131V180H129ZM147 179H148V181H147ZM171 179V178H170ZM175 179H177V178H175ZM200 179H202V178H200ZM208 179V178H207ZM76 180V179H75ZM178 180H181V179H178ZM177 180V181H178ZM185 180H187V179H185ZM121 181V180H120ZM127 181V182H128ZM156 181V180H155ZM184 181V180H183ZM197 181V180H196ZM22 182V181H21ZM77 182H79L78 180H77ZM139 182V181H138ZM157 182V181H156ZM159 182V183H160ZM173 182V181H172ZM175 182H176V180H175ZM198 182H201V181H199L198 180ZM111 181H110V184L108 183V185H111ZM149 183V182H148ZM190 183V182H189ZM190 183V184H191ZM195 183H197V182H195ZM195 183H193V184H195ZM76 185V184H75ZM78 185V184H77ZM79 185H80V183H79ZM180 185V184H179ZM185 185V184H184ZM183 185V186H184ZM202 185H203V183H202ZM70 186V185H69ZM141 186V185H140ZM166 186V185H165ZM165 186H164V188H163V193L164 194H162V195H166V193H167V195L166 196H168V197H171L170 195H171V193H169L170 192V190H169V192L168 191H166V192H164V189H165ZM178 186V185H177ZM200 186H201V184H200ZM157 187V186H156ZM167 187H169V186H167ZM107 188H108V186H107ZM110 188V187H109ZM159 188H160V186H159ZM172 189H173V186L171 187ZM175 188V187H174ZM192 188H193V185H192ZM197 188V187H196ZM195 188V189H196ZM80 189V188H79ZM83 189V188H82ZM82 189H81V192H82ZM131 189V188H130ZM139 189L140 188H135V190L134 191H139ZM179 189H182V188H179ZM179 189H176V191L177 190H179ZM185 189V188H184ZM39 190V189H38ZM37 190V191H38ZM69 190V189H68ZM110 190V189H109ZM108 190V192H110ZM111 190H113V187H112V189ZM117 190V189H116ZM115 190V191H116ZM122 190H123V188H122ZM151 191H153L152 189H150ZM155 190V189H154ZM162 190V189H161ZM161 190H158L159 192L161 191ZM198 190V189H197ZM127 191V190H126ZM144 191V190H143ZM146 191V190H145ZM144 191V192H145ZM181 192H182V190H180ZM185 191V190H184ZM184 191H183V199H185V194H184ZM189 191V190H188ZM187 191V192H188ZM192 191V190H191ZM190 191V192H191ZM79 192H80V190H79ZM172 192H174V191H172ZM177 192H179V191H177ZM176 192V193H177ZM186 191H185V193H187ZM112 193V192H111ZM113 193H114V190H113ZM116 193V192H115ZM122 193V192H121ZM127 193V192H126ZM162 192H160V194H161ZM175 193V194H176ZM189 193V192H188ZM77 194V193H76ZM137 194V193H136ZM136 194L134 193L133 195H134V200H136V202L137 203H139V201L141 200L142 202L143 201H145L144 200V197H143V199H140V198H137V196H139L138 194H139V192H138V194H137V196H136ZM141 194H143L142 192H141ZM170 194V195H169ZM173 194V193H172ZM178 194V193H177ZM34 195V194H33ZM84 195H86V196H89L88 194H84ZM83 195V197H85ZM132 195V196H133ZM144 195V194H143ZM148 195H150V194H148ZM181 195V194H180ZM189 195V194H188ZM191 195V194H190ZM195 195V194H194ZM73 196V195H72ZM114 196V195H113ZM117 196H119V194L117 195ZM122 196V195H121ZM136 196V197H135ZM145 196V195H144ZM147 196V195H146ZM173 196V195H172ZM76 197V196H75ZM82 196L80 197V195H79V198L82 200V199H84ZM89 197H91V196H89ZM110 197H112V195L110 196ZM140 197V196H139ZM149 197V196H148ZM158 197V196H157ZM181 197V196H180ZM180 197H179V199H180ZM190 197V196H189ZM193 197V196H192ZM197 197H198V195H196V197L194 198V199H197ZM203 197V196H202ZM36 198V197H35ZM92 198V197H91ZM115 198H116V196H115ZM118 199H119V197H117ZM136 198V199H135ZM147 198V197H146ZM145 198V199H146ZM150 198V197H149ZM155 198V197H154ZM30 199V198H29ZM89 199V198H88ZM133 199V198H132ZM131 199V200H132ZM152 199H153V197H152ZM151 199V200H152ZM190 199H191V197H190ZM134 200H133V202H134ZM139 200V201H138ZM146 200H148V199H146ZM150 200V199H149ZM155 200H157V198L155 199ZM193 200V199H192ZM192 200H190V201H192ZM201 200V199H200ZM200 200H199V202H198V200L196 201L198 204H196V205H198V206H200L199 204H200ZM32 201V200H31ZM83 201V200H82ZM108 201V202H107ZM160 202L161 201H164V199L163 200H159ZM167 201V200H166ZM173 201V200H172ZM189 201V203H191L190 205L191 206H193L192 205V203H194V202H190ZM129 202H131V201H129ZM136 202H134V203H132V204H135L134 206H136ZM148 202V201H147ZM151 202V201H150ZM155 202H157V201H155ZM155 202L153 203V204H155ZM181 201H179V202H176V204L178 203V204H180V205H183V207L187 204V201L185 202V200H184V204L182 203H180ZM195 202V203H196ZM141 203V202H140ZM139 203V204H140ZM144 203V202H143ZM146 203V202H145ZM144 203V204H145ZM167 203V202H166ZM189 203L186 205V208H188L189 207ZM39 204V203H38ZM82 204V203H81ZM81 204H79L81 207H82V205ZM95 204V205H94ZM121 204H120V206H121ZM124 204V205H123ZM131 204V203H130ZM144 204H143V206H144ZM158 204V203H157ZM89 205V206H90ZM146 205H148V208H149V204H145V207H146ZM201 205H203L202 204V202H201ZM34 206V205H33ZM130 206V205H129ZM137 206H138V204H137ZM189 207L188 208V210L187 211H190V214L192 213L191 212V208H193V207ZM79 207V206H78ZM140 207V206H139ZM163 207V206H162ZM86 208V207H85ZM119 212V213H121L120 214V216H119V213H116V210ZM124 208V209H123ZM148 208H145V209H147L148 210ZM165 209H166V207H164ZM163 208V209H164ZM80 209V208H79ZM84 209V208H83ZM82 209V211H85L86 212V210H83ZM121 209V210H120ZM123 209V210H122ZM144 209V210H145ZM81 210V209H80ZM128 210H130V209H128ZM142 210H143V208H142ZM149 210H151V209H149ZM203 211L205 210V208L203 207V209H202ZM91 211V210H90ZM124 211V212H123ZM138 211H139V209H138ZM207 211V210H206ZM149 212H151V211H149ZM84 213V212H83ZM131 213V212H130ZM140 213H142V212H140ZM177 213V212H176ZM183 213H185V212H183ZM206 213V212H205ZM209 212H207L206 214H208ZM87 214H88V211H87ZM136 214H138V213H136ZM135 214V215H136ZM144 214V213H143ZM211 214V213H210ZM128 215H130V214H128ZM182 215V214H181ZM184 215V214H183ZM192 215V214H191ZM82 216V215H81ZM125 216H127V215H125ZM185 216V215H184ZM207 216H209V214L207 215ZM206 216V217H207ZM151 217V216H150ZM209 217H211V216H209ZM82 218V217H81ZM129 218H131V217H129ZM134 217H132V220H134L133 219ZM139 218V217H138ZM72 219V218H71ZM82 219H84V218H82ZM178 219V218H177ZM176 219V220H177ZM211 219V222L213 221V216L210 218ZM87 220V219H86ZM125 220H126V222H125ZM142 220V218L140 219V221ZM176 220H175V222H176ZM187 220V219H186ZM200 220V219H199ZM89 221V225H91L92 227H94V225H92V224H90V220H88ZM88 221H86V223L88 222ZM128 221V222H127ZM135 221V220H134ZM137 222L138 224H142L141 222ZM148 221V222H147ZM206 221H208V220H206ZM85 222V221H84ZM136 222V221H135ZM146 222H147V224H148V226L146 225ZM177 223H178V220H177ZM133 224V223H132ZM79 225H81V223L79 224ZM85 225V224H84ZM130 225V226H129ZM139 226V225H138ZM141 226V225H140ZM139 226V228H142V227H140ZM74 227H75V224H74ZM82 227V226H81ZM128 227H130V228H132V229H129V230H126ZM95 228V227H94ZM138 229V228H137ZM70 230V229H69ZM72 230V229H71ZM97 230V229H96ZM129 231V233L127 234V239H124V234H125V232L126 231ZM133 230V231H132ZM139 230V229H138ZM94 231V230H93ZM98 231V230H97ZM141 231V230H140ZM165 231V230H164ZM174 231V228H173V230H172V232ZM72 232V231H71ZM157 232H158V230H157ZM181 232V231H180ZM161 233H158L157 235H159L160 234V236L161 235H163V234H161ZM178 233H179V231H178ZM177 233V234H178ZM163 235V237L165 238V237H167V236H169V234H171L170 235V237H171V239H173L172 241H175V240H177V241H175L174 243L176 244V242H181V241H178V240H183V242H181L182 244H185L186 243V239L183 237V236H181L180 234V238L178 237V235H172V234H174V233H169L168 235ZM217 235V234H216ZM245 235V234H244ZM89 236V235H88ZM174 236V238H172ZM95 237V236H94ZM162 237V236H161ZM176 237V238H175ZM86 238H87V236H86ZM157 238H159L158 236H157ZM181 238H183V239H181ZM88 239H90V238H88ZM167 239V238H166ZM175 239V240H174ZM248 239V238H247ZM167 240H170V238L169 239H167ZM228 240V239H227ZM243 239H241L240 241V243H242L241 245H242V247H247V249H246V251H248L250 248H248L249 246L248 245H246V246H243V241H242ZM12 241V240H11ZM74 241V240H73ZM79 241H81V240H79ZM98 241V242H97ZM217 241V240H216ZM215 241V242H216ZM249 241V240H248ZM251 241V240H250ZM13 242V241H12ZM168 242V241H167ZM189 242V241H188ZM229 242V241H228ZM106 243V244H107ZM170 243V242H169ZM173 243V242H172ZM172 243H170V244H172ZM177 243V245H179L178 246V249H180L181 247H180V244H178ZM213 243H214V241H213ZM216 243H218V242H216ZM251 243H252V241H251ZM79 244V243H78ZM81 244V243H80ZM88 244V243H87ZM98 244H99V247H98ZM166 244H168V243H166ZM170 244H168V245H170ZM174 244V245H175ZM219 244H222V242L221 243H219ZM246 244H248V243H246ZM85 244H83V246H84ZM111 245L109 246V245H107V247L109 248V247H111ZM173 245V244H172ZM174 245L173 246H171L172 248L174 247ZM189 245V244H188ZM195 245V244H194ZM202 245V244H201ZM223 245V244H222ZM217 246V247H222L221 249H223V246ZM88 246H90L89 248H91V245H89L88 244ZM183 246H185V248L187 247V243L185 244V245H183ZM204 246V245H203ZM251 246V245H250ZM101 247H103V248H101ZM106 247V246H105ZM150 247H153L154 249L153 250H151L150 249ZM157 247V248H156ZM168 247V246H167ZM180 247V248H179ZM194 247V246H193ZM192 247V248H193ZM197 247V246H196ZM207 247V246H206ZM216 247V248H217ZM227 247V246H226ZM16 248V247H15ZM100 248V249H99ZM147 248H149V249H147ZM169 248V247H168ZM176 248L177 247H174L173 249H175V251L174 250H172V252L174 251V252H176ZM183 248V247H182ZM209 248V247H208ZM68 249V248H67ZM104 249H106V248H104ZM178 249H177V252H178ZM187 249H190V248H187ZM234 249V248H233ZM92 250V249H91ZM90 250V251H91ZM110 250H112V248L110 249L109 248V251ZM151 252H149V251ZM161 250H162V248H161ZM163 250H164V248H163ZM181 250V249H180ZM179 250V251H180ZM186 250V249H185ZM184 250V248H183V251H180L181 253V255H183L182 254V252L183 253H186L184 256H186V257H188V255H189V252H188V254H187V252ZM218 250V249H217ZM226 250V249H225ZM235 250V249H234ZM253 252V255H252V253H250L251 251ZM247 253L249 254H251L252 256H253V258L255 257H257L256 259L254 258V260L255 261H253L251 264H256V262L258 261L257 259H259L260 258V256L262 255H259L257 252H255V254H254V249L252 250V249H250ZM114 251V248H113V250H112V252ZM156 251H159L158 249L156 250ZM156 251H154L153 253H155L156 254ZM168 251L170 252V249H168ZM224 251V250H223ZM222 251V254L223 253H225V252H223ZM260 251V250H259ZM84 252V251H83ZM147 252H149L148 254H147ZM160 252H162V253H164V251H160ZM171 252V253H172ZM173 252V253H174ZM240 252V251H239ZM238 252V253H239ZM82 253V252H81ZM87 253V252H86ZM111 253V252H110ZM171 253H170V255H168V257L170 258V261H174V258H172V257H175V262H178L177 261V255L174 253V255H172L171 256ZM192 253V252H191ZM207 253V252H206ZM227 253V252H226ZM225 253V254H226ZM33 254V253H32ZM92 254V253H91ZM114 254V253H113ZM155 254H152V255H154V256H150L149 257V259H147V261H146V263L147 264H157L158 262H159V260L156 258V255ZM157 254H158V252H157ZM179 254V255H180ZM250 254H249V256H250ZM88 255V254H87ZM86 254H85V256H87ZM111 255V254H110ZM162 255V254H161ZM191 255V254H190ZM227 255V254H226ZM242 255H243V253H242ZM255 255H257V256H255ZM259 255V256H258ZM83 256H84V254H83ZM104 256V255H103ZM194 256V255H193ZM228 256V255H227ZM244 256V255H243ZM245 256L246 257H248V255H246L245 254ZM88 257V256H87ZM86 257V258H87ZM106 257L107 256H105V258H104V260H107L108 259V257H107V259H106ZM195 257V256H194ZM202 257V256H201ZM215 257H216V255H215ZM217 257H218V255H217ZM216 257V258H217ZM230 257V256H229ZM251 257V256H250ZM259 257V258H258ZM116 258V257H115ZM135 258H134V260H135ZM138 258H143V260L141 259H139L138 260ZM155 258V259H154ZM184 258V257H183ZM212 257H210V259H211ZM238 259H240L241 258V256L240 257H237ZM249 258V257H248ZM84 259H85V257H84ZM88 259V258H87ZM91 259V258H90ZM171 259H173V260H171ZM185 260L187 259V258H184ZM190 259H192L191 257H190ZM203 259V258H202ZM215 259V258H214ZM219 259V258H218ZM217 259V260H218ZM244 259H246L245 257H244ZM250 259H252V258H250ZM250 259H247L248 261L250 260ZM264 259V258H263ZM104 260L102 259V263L104 262ZM133 260V259H132ZM131 260V261H132ZM156 262H155V261ZM162 260H164V259H162ZM217 260H215V261H217ZM220 260H222V259H220ZM230 260V259H229ZM257 260V261H256ZM80 261V260H79ZM87 261V260H86ZM85 261V262H86ZM89 261V260H88ZM112 261V260H111ZM149 261V262H148ZM150 261H152V263L150 262ZM154 261V262H153ZM169 261V260H168ZM187 262H188V259L186 260ZM201 261V260H200ZM219 261V260H218ZM261 262H263L262 260H260ZM55 262V261H54ZM77 262V261H76ZM89 262H91V264H94L93 262H92V260H90ZM89 262H87L88 264H89ZM133 262V261H132ZM137 262H133V264H136ZM161 262H165V261H161ZM183 263H185L184 261H182ZM186 262V263H187ZM197 262H198V260H197ZM203 262V261H202ZM233 262V261H232ZM255 262V263H254ZM105 263V262H104ZM113 263V262H112ZM173 264H174V262H172ZM236 263V262H235ZM239 263L240 264H242V262H240L239 261ZM264 263V262H263ZM81 264V263H80ZM97 264H98V262H97ZM122 264V263H121ZM126 264V263H125ZM131 264V263H130ZM138 264V263H137ZM178 264V263H177ZM179 264H180V262H179ZM207 264V263H206ZM215 264V263H214Z\"/></svg>","mask_w":264,"mask_h":264}]
</instances>
